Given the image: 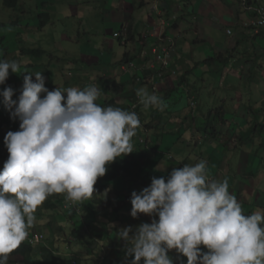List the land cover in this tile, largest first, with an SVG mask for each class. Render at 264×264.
Returning <instances> with one entry per match:
<instances>
[{
  "label": "crops",
  "instance_id": "0c3cea01",
  "mask_svg": "<svg viewBox=\"0 0 264 264\" xmlns=\"http://www.w3.org/2000/svg\"><path fill=\"white\" fill-rule=\"evenodd\" d=\"M85 1L110 11V21L106 22L108 27L105 30L106 35L114 37L120 31L121 35L125 31L128 32L127 41L125 44L121 43L126 51L121 53L115 50L111 43L105 45L104 50L93 51L95 54L91 57L84 56L85 60L79 55L82 59L79 65L82 66L69 67L67 73L62 66L50 64L47 67L45 63H40L38 70L33 71L29 63L30 55H25L23 52L28 50L27 44L30 42L24 43L23 38L19 41L16 38L28 36L29 40L32 38L37 41L38 35L44 31L43 27L46 24H40L41 26L36 24L37 14H34L33 20L28 22L25 16L30 11H24V19L17 17L15 21L12 16L6 25L0 21V59L10 58L21 62L20 72L12 73L10 70L7 80L0 85V91L11 87L14 90L12 98L18 99L24 75L36 72H41L45 78L50 77L49 81L53 86L48 88L46 81L45 87L51 90L56 87L83 89L86 85L94 83L102 89V95L96 101L98 105L114 102L115 107H134L135 104L137 106L134 112L137 113L141 126L133 137V149L136 150L140 146L133 159L144 168L141 177L135 180L139 184L138 192L149 186L153 177L166 179L173 168H181L185 164L194 165L200 160H205L208 165L209 179H227L230 194L236 197L241 206L245 203L244 214L259 210L258 202L264 203V196L261 193L258 196L254 194L253 179L257 175H255L254 166L252 170L250 169V160L254 151L250 150V156L245 160L242 154L246 152L242 151L247 144L240 147L241 151L238 149L230 152L226 149L232 142L234 133L243 135L251 131L253 110H264L262 108L264 107V89L261 88L259 95H255L249 87H245L244 90L238 89L235 92L234 101L230 103L228 100L229 106L219 117L232 118L235 115L244 117L245 123L239 129L228 130L227 126L233 127L234 124L226 123L225 120H222L223 123L221 121L217 128L213 122L215 111H208L206 106L210 104L206 105L205 101V106H202L201 102L208 95L212 100L211 93L219 85H215L216 81L221 82V85L224 81V84L232 89L240 83L252 87L253 69L258 64L254 59L264 56V32L259 36H253L243 28V22L251 19L254 12L240 5L236 0H128L139 9L137 21L133 22V16L130 14L117 30L111 27L115 24L112 10L114 7L121 10L124 0H73V3L69 5L73 8L70 13L77 12L78 5ZM0 3L5 5L6 10L14 11L15 9L6 6L4 0H0ZM259 4L264 5V0H259L258 3L252 0L250 6L253 7L250 9ZM2 11L6 12L3 7ZM149 12L155 13L158 17L160 12L161 16L173 15L171 21L173 22L174 18L177 20V24L169 28L163 36V41H157L156 34H153L154 22L151 23L149 19H145ZM70 17L82 23L80 30L85 31V26L90 29L94 27L89 23L92 20L91 14L82 17L75 14ZM103 21H105L104 18ZM228 30L232 31L231 35L228 34ZM171 40H176L178 44V51L173 60V68L179 69L180 72L178 76L171 75L169 70H164L159 62L154 61L157 56L154 50L160 52L159 46H165ZM29 49H36V47ZM18 56H21L20 60ZM95 65H98L101 70L92 68ZM49 69L51 71L55 69L58 74L57 80ZM92 71H96L95 74ZM32 79L34 81V75ZM141 87H146L150 93L155 92L162 97L167 105L164 111L154 108L143 109L136 96V90ZM5 110L3 103L0 102V132L3 137L8 131H18L20 123L18 119L11 118L9 111L4 113ZM257 116L264 117V111ZM179 122L180 124L177 125ZM202 125L213 126V135L207 132V136H202L200 130ZM148 131L150 136L154 137L153 140L151 139L152 145L158 146L159 150L145 156L147 152H144V148L145 151L149 148L139 142H144L143 137ZM192 144L195 145V149L189 150ZM161 149L163 151H160ZM173 149H176L175 153H171ZM221 149L224 150L220 151ZM148 156L152 158L144 162V158ZM253 163L255 165L254 161ZM224 166L226 173L222 174ZM236 167L239 168L238 171ZM130 181H126L125 184L127 185ZM123 188L125 189L126 186L122 187V191L113 190L111 186L101 195L113 201L111 203L113 208L107 211L110 213L109 218L119 216L115 222L108 218L103 220L104 225L101 230L103 235L108 236V240H55L59 243L57 246L56 243L53 245L58 249V255L66 256L68 261H75L76 264H80L77 259L83 261L81 264H98L102 257L105 258L104 264H130L133 257L125 256V242L119 239L116 233L119 229L125 228L124 221H128L127 226H132L135 230L142 223H151L153 217L138 214L136 218H133L130 215L131 198L127 199ZM250 189L253 190L252 194H249ZM258 197H261V200ZM95 201L90 202L91 209L98 207ZM260 210L264 208L261 207ZM155 218L158 219V217ZM38 231L42 230L38 229ZM75 241L81 244L84 242L85 246L76 247ZM200 247L202 252L208 251L203 245ZM168 255L173 260V264H187V258L174 249L170 250ZM140 264H143V260Z\"/></svg>",
  "mask_w": 264,
  "mask_h": 264
},
{
  "label": "clouds",
  "instance_id": "9594fccd",
  "mask_svg": "<svg viewBox=\"0 0 264 264\" xmlns=\"http://www.w3.org/2000/svg\"><path fill=\"white\" fill-rule=\"evenodd\" d=\"M20 68V61L0 59V85L10 70L18 73ZM162 68L171 75L176 71L173 63ZM20 92L14 100L13 88L0 91V102L20 121L19 130L4 137L9 155L0 170V264H8L22 243L46 246L47 240H27L37 208L53 194H64L74 205L90 200L108 165L133 152V137L141 126L134 111L98 105L102 89L94 83L49 91L45 77L36 72L24 75ZM136 96L144 110L167 107L146 87L137 89ZM207 170L205 160L185 164L131 193L130 215L153 219L116 233L125 242V256L133 257L130 264H173L168 255L173 249L187 264H264V210L244 214L228 180L209 179ZM93 240H103L102 234ZM201 245L208 251L202 252ZM104 261L102 257L98 264Z\"/></svg>",
  "mask_w": 264,
  "mask_h": 264
},
{
  "label": "rangeland",
  "instance_id": "374dc122",
  "mask_svg": "<svg viewBox=\"0 0 264 264\" xmlns=\"http://www.w3.org/2000/svg\"><path fill=\"white\" fill-rule=\"evenodd\" d=\"M262 2V1H261ZM71 3H73V0H60V1H53V2H49V4L44 3L43 0H22L19 7L14 9V11H9L6 10L5 5L3 3H0V21L3 22L5 25L7 24V22L11 19V17L13 16V18L15 19V21H17V17H21L22 19H24V11H30L25 17L26 20H28V22L33 20L34 14H37V16L35 17V19L37 18L39 21L36 22L37 25L42 24V22L46 25H44L43 27V32H41L40 35H38V40L34 41L32 38H30V40L28 39V36H18L16 38L17 41H19L21 38H23V42L26 43L27 41L30 42V44H27L28 47H36L37 50L40 51H47L46 53H36L33 55H30V61L29 63L31 64V70L33 71H37L39 68V64L40 63H45L47 65V67H49V65L51 64L52 66L57 65V67H64L66 73L69 71V67L73 68L75 66H82L79 65L82 62V59H84V56L86 57H91L93 54H95L93 51L96 50H104L106 48L105 45L107 44H113L115 50L120 51L121 53H124L126 51V48L124 46L121 45V43L125 44V42L127 41L128 38V32L125 31V33H123V35L119 34L121 33L118 32L115 34V38L110 35H106L105 34V30L107 27L106 22L110 21V11L104 8H100L98 5L96 4H92L90 2H81L78 5V8L76 9L77 12H72L70 13V10L73 11V8L69 5H71ZM237 3V2H235ZM2 7L5 9L6 12L2 11ZM45 7V9H44ZM147 7V6H146ZM138 8H136L131 2H129L128 0H124V2L122 3V9L119 10L117 7L113 8V17H114V22L115 24L113 26H111L112 28H115L117 30H119L121 28L122 22L125 21V19L131 14L133 16V22L137 21L138 18ZM48 12V13H46ZM8 13V15H7ZM14 13V15H13ZM78 14L79 17H82L83 15L86 14H91L92 15V20L89 22L90 24H92L94 27L92 29H90V27L85 26V31L80 30V25L82 24L81 22L77 21L76 18H72L70 17L71 15H75ZM127 14V15H126ZM173 16V15H172ZM171 16V17H172ZM29 17V19H28ZM50 17V19H49ZM171 17H168V14H163L162 16L158 17L157 15H155V13L149 12V14L146 15L145 19H149V21L151 23L154 22L155 25H153V34H156V37L158 38L157 41H163V36L167 33L168 29L171 27H174V25L177 24V20L172 22L171 21ZM103 18L105 19V21H103ZM165 22V25H163L162 23ZM41 26V25H40ZM6 30V29H5ZM123 30V29H122ZM225 32V31H224ZM176 41V40H175ZM32 42H34L35 44H31ZM164 44V43H161ZM166 45V44H165ZM28 48V49H29ZM42 54V55H41ZM134 54V53H133ZM79 55L82 56V59L79 57ZM19 60L21 59V56L17 57ZM9 60H11L10 58H8ZM53 60V61H51ZM154 61L155 58H154ZM255 63H258L256 65V67L253 69V81L254 83H252V87L248 86L247 84H238L235 86V89H232L231 87L227 86L224 84V81H222V85L221 82L216 81L215 85L219 84L215 90L212 91L211 95H212V100H211V96H205V98L201 101L202 102V106H205V101H206V105L210 104L209 106H206V109L208 111L210 110H214L215 111V119H213V122H215V125L218 127V124L222 121L225 120L226 123H231L234 124L233 127L231 126H227L228 130H232L233 128L235 129H239L242 128V125L245 123V118L241 117V116H234L232 118H225V117H219L220 114H222L226 108L229 106V101L230 103H232L235 98V92L238 89H242L244 90L245 87H249L253 93L255 95H259L261 88L264 89V56H261L259 58H255L254 59ZM161 64V63H160ZM161 66L163 67V65L161 64ZM261 67V69H260ZM92 68L95 69H100L98 68V65L93 66ZM21 69V68H20ZM24 69V67H23ZM22 69V71H23ZM179 74V69L176 70ZM20 72V71H19ZM49 72L53 73V77L54 79H58L57 76V72L55 71V69H52V71L49 69ZM96 71H92L93 74H95ZM261 73V74H260ZM50 77H46L45 78V82L47 81V85L48 88H51L53 86V84H51V82L49 81ZM35 81V79H34ZM23 85V83H22ZM235 85V84H234ZM22 88V86H21ZM66 88V87H64ZM49 91H51V89H49ZM44 95V94H41ZM102 95V94H101ZM7 110L4 111V113H6ZM218 117V118H217ZM217 118V119H216ZM223 123V121H222ZM180 122L177 124L179 125ZM203 126V128H202ZM201 126V134L202 136H207V132L210 133H214L213 131V126H208V125H202ZM176 127V126H175ZM150 132L148 131L147 133H145L144 138V142H139V143H144L145 147H148L149 149L146 150L147 154L145 156H147L148 154L154 153L153 151V145H152V140L154 139L153 136H150ZM179 135V134H178ZM242 134L241 133H234L233 134V139L232 142L227 145V149L226 151H230L233 152L235 150H238V146L242 143L240 136ZM152 139V140H151ZM1 140H4V137L1 138ZM1 144H4V141H0ZM246 142V141H245ZM260 142L258 141L256 143V147H259ZM244 145V144H243ZM241 145V146H243ZM151 146V147H150ZM240 146V147H241ZM245 149L242 152H246L243 153L242 155L244 156L245 160H247V158L250 156V150L251 147L244 145ZM255 147V148H256ZM195 149V145H191V147H189V150H193ZM230 149V150H228ZM224 149H221L220 151H222ZM156 151V150H155ZM160 151H163V149H161ZM181 151V150H180ZM176 149L171 150V153H175ZM256 152V151H255ZM166 154H169V152H166ZM252 158L250 160V164L251 167L250 169L252 170L253 166H254V171H255V176L256 178H254V194L256 196L261 195L264 196V166L262 163V160L259 157H256V155H254V153H252ZM152 157L148 156L146 158H144V162H148L150 161ZM253 159V160H252ZM253 161L255 162V165L253 163ZM225 166L223 167L224 171L222 172V174H225ZM236 171H238V167L235 168ZM233 172H235L234 170H232ZM132 180V178L128 177V176H124L122 179V182H126ZM113 186H116L117 189L120 190V188H118V186L114 183H112ZM137 188H139V184L137 181H135V183L133 184H128L126 185V188L124 189V192L127 196V198H131V193L133 191L138 192ZM122 191V190H120ZM253 190L250 189L249 190V194H252ZM99 198L100 196H96L95 198ZM259 200H261V197H258ZM258 209L260 210L261 207L264 208V203L258 202ZM244 206L245 203L242 205V210L244 211ZM256 210H252L251 212H254ZM41 210L40 207L37 208L35 216H36V224L35 226L30 229L29 233H39L42 234L44 236L43 240H47L46 244L53 246L54 243V238H55V231L56 230V225L57 221L54 219V215L52 211H49L48 214L51 215L52 217H48V221H46V216H45V212ZM66 214L62 213V219L64 221L63 224V228L65 230H67V232L65 233L69 238L66 239H62V240H79L80 236L75 234L74 236H71L75 226L70 224V215L68 216V220L67 217L65 216ZM58 221H60V218H56ZM75 219L77 220L78 224L80 225V219L78 217H75ZM91 220H93L92 218H90ZM42 220V221H41ZM67 220V221H66ZM90 221V220H89ZM41 222V226L39 227L38 224H40ZM126 222L125 227H127V224L129 223L128 221H124ZM82 225L84 224L81 223ZM94 226V225H92ZM38 229L42 230V231H38ZM85 234H88L87 231H85ZM83 237V236H82ZM85 237V235H84ZM106 235H103L102 233V239L103 240H108V237L106 238ZM95 239V237L91 234H89L87 236V238L83 239V240H93ZM103 241V243L105 242ZM75 245L76 247H81V246H85V243L83 242L82 244L80 242L75 241ZM59 243H56V246ZM21 259V258H16V260ZM77 261L81 264L83 261L77 259Z\"/></svg>",
  "mask_w": 264,
  "mask_h": 264
},
{
  "label": "trees",
  "instance_id": "16d2710c",
  "mask_svg": "<svg viewBox=\"0 0 264 264\" xmlns=\"http://www.w3.org/2000/svg\"><path fill=\"white\" fill-rule=\"evenodd\" d=\"M21 1L22 0H4L6 6L12 9L18 8ZM43 1L44 3L49 4V2L60 1V0H43ZM41 25H43V22ZM23 52L25 55H33L38 52L39 54L43 52L46 53L45 51L42 52L37 49H28V50H24ZM113 103L114 102H105L101 106L102 107L113 106ZM118 107L128 111L136 110L133 109V107L131 106L130 107L118 106ZM263 111L264 110H259V109L253 110L254 116L251 118L252 119L251 131H248L247 133L240 136L242 143L238 146V149L241 151L242 148H240V146L243 144H247L248 146L251 147V151H254V155H256V157H259L262 160L264 166V117L257 116V115H261ZM1 138H3V135L0 132V141H4L1 140ZM258 141L260 142L259 144L260 148L256 147V143ZM0 147H1L0 170H2L4 166V162L7 160L9 154L5 147V144H1L0 142ZM153 147H154L153 148L154 153L159 150L158 146L154 145ZM137 149L136 150L133 149L132 153L126 156L119 157L110 165H108V171L106 172V174L103 177L98 178L96 184L94 185L95 191L93 197L90 200H86L82 204L74 205L71 202L65 201L64 194H53L40 206L41 210L45 212L46 221L49 220L48 217H52L51 215L55 216L54 219L57 221L58 225H56V230L53 231L55 232L54 240H62L69 238L65 234L67 230L63 228L64 221L62 219V213L66 214L65 216L67 217V220H68V216L70 215L69 218L70 224L75 226V229L71 236L77 234L80 236V238L84 235L85 238H87V236L89 235V230L90 233H92V235L94 234V237L99 238L103 233L101 227H103L104 225L103 222L104 219L108 218L113 220V222L119 219L118 215L114 216L113 218H109L110 213H108L107 211L113 208V206L111 205L113 201L112 199H107L101 195L104 194L108 189H110L111 186L113 190H117V187L113 186L112 183L116 184L118 188L126 186L125 182L124 183L122 182L124 176H128L132 178V180L128 182V184H133L136 179H139L141 177V172L144 170V168L137 161L133 159L135 154L138 153ZM144 152H146L145 148H144ZM98 195L100 196L99 199L98 197L95 198ZM94 200H96L94 203L98 207L92 208L93 209L92 210L90 202ZM49 211H52L53 214L49 215L48 214ZM248 214L250 215V213ZM57 217L60 218L61 220L58 221L56 219ZM75 217H78L80 219V225H77L78 222L75 219ZM90 218H92L93 220H91ZM83 222L84 224L82 225L81 223ZM38 225L40 227L41 222ZM85 231H87L88 234H85ZM55 249L58 250L57 248L49 245L32 246L29 243H22L16 250H14L10 254L8 264H71L66 260V258H62L56 255L54 252ZM18 257L21 259L16 260V258Z\"/></svg>",
  "mask_w": 264,
  "mask_h": 264
},
{
  "label": "built area",
  "instance_id": "2783aa9c",
  "mask_svg": "<svg viewBox=\"0 0 264 264\" xmlns=\"http://www.w3.org/2000/svg\"><path fill=\"white\" fill-rule=\"evenodd\" d=\"M240 5L244 7H248L249 10L254 12V15L251 19L243 22V28L246 31H249L253 36H259L262 32H264V5L259 4L257 7L250 9L249 0H236ZM255 3H258L259 0H254ZM155 10H158L157 7H154ZM161 16V12L159 13ZM176 21L174 18L173 22ZM165 25V22L162 23ZM228 34H232L231 30H228ZM161 49L160 52L154 50V53L157 55L156 59L157 62L161 63L164 68L169 69L172 66L173 60L177 54L178 46L175 40H171V42L165 46H159ZM157 52V53H156ZM172 74L178 76L179 73L177 71H172ZM44 239V236L39 233H32L30 236L27 237V240H33L34 242H40Z\"/></svg>",
  "mask_w": 264,
  "mask_h": 264
}]
</instances>
